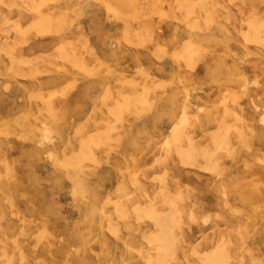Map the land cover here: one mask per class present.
Returning <instances> with one entry per match:
<instances>
[{"label":"rangeland","instance_id":"1","mask_svg":"<svg viewBox=\"0 0 264 264\" xmlns=\"http://www.w3.org/2000/svg\"><path fill=\"white\" fill-rule=\"evenodd\" d=\"M30 1L0 0V264H264V0Z\"/></svg>","mask_w":264,"mask_h":264},{"label":"bare ground","instance_id":"2","mask_svg":"<svg viewBox=\"0 0 264 264\" xmlns=\"http://www.w3.org/2000/svg\"><path fill=\"white\" fill-rule=\"evenodd\" d=\"M31 1H32V0H31ZM31 1H30V4H31ZM77 1H78V0H77ZM104 1H105V0H104ZM106 3H107V2H106ZM109 3H110V2H109ZM109 3H108V4H109ZM5 4H6V3H5ZM40 4H41V2H40ZM42 4H43V2H42ZM186 4H187V3H186ZM184 5H185V4H184ZM26 6H28V5L26 4ZM113 6H114V5H112V7H113ZM106 8H107V7H106ZM107 10H108V8H107ZM115 10H116V9H115ZM108 11H109V10H108ZM107 13H108V12H107ZM113 13H114V12H113ZM117 13H118V12H117ZM60 14H61V13H60ZM107 15H108V14H107ZM118 15H120V14H118ZM152 15H153V14H152ZM2 16H3V14H2ZM58 16H59V15H58ZM111 16H112V15H111ZM120 16H121V15H120ZM112 17H113V16H112ZM123 17H124V16H123ZM42 18H43V20H44V17H42ZM63 18H64V17H63ZM118 18H119V16H118ZM120 18H121V17H120ZM58 19L60 20V18H58ZM41 20H42V19H41ZM124 20H125V19H124ZM2 21L4 22V20H2ZM34 21H35V20H34ZM39 21H40V20H39ZM3 22H2V24H3ZM0 23H1V22H0ZM40 23H41V22H40ZM53 23H55V22H53ZM4 24H5V23H4ZM15 24L17 25V22H16ZM45 24H46V23H45ZM38 25H39V24H38ZM53 25H54V24H53ZM56 25H57V24H56ZM56 25H55V26H56ZM14 26H15V25H14ZM48 26H49V25H48ZM55 26H54V27H55ZM253 26H254V25H253ZM2 27H3V26H2ZM25 27H26V26H25ZM44 27H45V26H44ZM247 27H248V26H247ZM3 28H4V27H3ZM3 28L0 29V30H2V32H4V31H3ZM7 28L9 29V26H8ZM56 28H57V27H56ZM243 28H244V27H243ZM250 28H251V26H250ZM254 28H255V27H254ZM254 28L252 27V30L250 29L249 31H253ZM5 29H6V26H5ZM11 29H12V28H11ZM23 29H24V28H23ZM29 29H30V28H29ZM36 29H37V28H36ZM247 29H248V28H247ZM247 29L245 28V30H247ZM255 29H256V28H255ZM255 29H254V30H255ZM15 30H16V29H15ZM17 30H19V29H17ZM127 30H128V29H127ZM132 30H133V28H132ZM245 30H244V32H245ZM256 30L259 31V29H256ZM6 31H7V29H6ZM19 31H20V30H19ZM249 31H248V32H249ZM145 32H146V31H145ZM248 32H247V33H248ZM5 33H6V32H5ZM8 33H10V30H9ZM242 33H243V32H242ZM260 33H261V32H260ZM126 34H127V33H126ZM248 34H249V33H248ZM261 35H262V34H261ZM261 35H259V36L262 37L263 35H262V36H261ZM14 36L17 37L16 34H14ZM148 36H149V35H148ZM247 36H248V35H247ZM135 37H137V35H136ZM139 37H140V36H139ZM4 38H5V37H4ZM18 38H21V40H22V37H21V36H20V37L18 36ZM141 38H143V37L141 36ZM7 39H8V38H7ZM23 40H24V37H23ZM141 40H142V39H141ZM143 40H144V39H143ZM143 40H142V41H143ZM14 41H15V38H14ZM14 41H13V42H14ZM24 41H25V40H24ZM25 42L27 43V41H25ZM139 42H140V41H139ZM14 43L16 44V42H14ZM19 43H22V42L19 41ZM0 44H1V43H0ZM2 44H3V43H2ZM2 44H1V45H2ZM4 44H5V43H4ZM141 44H142V43H141ZM1 45H0V47H2V48L5 46V45H4V46H3V45L1 46ZM8 45H10V44H8ZM8 45H7V46H8ZM19 45H20V44H19ZM3 49H5V48H3ZM5 53H6V52H5ZM176 53H177V52H176ZM185 53H186V51H185ZM234 53H235V52H234ZM183 54H184V53H183ZM66 55H67V54H66ZM72 55H73V54H72ZM187 55H188V54H187ZM38 56H39V55H38ZM56 56H57V55H56ZM184 56H185V55H184ZM58 57H59V56H58ZM9 59H10V58H9ZM242 59H243V58H241V59H239V60H242ZM72 61H73V60H72ZM15 62H16V61H15ZM17 62H18V61H17ZM17 62H16V63H17ZM23 62H24V61H23ZM29 62H30V61H29ZM31 62H32V61H31ZM76 62H77V61H76ZM18 63H19V62H18ZM18 63H17V64H18ZM10 64H11V63H10ZM8 67H9V66H8ZM19 67H20V66H19ZM19 67H18V68H19ZM192 67H194V65H193ZM7 69L9 70V68H7ZM35 70H36V69H35ZM200 70H201V69H200ZM42 72H46V71L44 70V71H42ZM82 72H83V71H82ZM82 72H81V73H82ZM18 74H19V73H18ZM34 74H35V73H34ZM247 81H248V80H246V82H247ZM243 85H244V84H243ZM252 85H253V84H252ZM257 85H258V84H257ZM257 85H256V86H257ZM148 89H149V88H148ZM142 92H143V91H142ZM30 95H31V94H30ZM138 96H139V94H138ZM141 96H142V95H141ZM38 97H39V96H38ZM36 98H37V97H36ZM136 98H137V97H135V99H136ZM129 99H130V98H129ZM137 100H138V98H137ZM137 100H135V101H137ZM48 101H49V100H48ZM130 101H131V99H130ZM231 101H232V100H231ZM46 102H47V101H46ZM139 102H140V101H139ZM142 102H143V101H142ZM142 102H141V103H142ZM49 103H50V102H49ZM123 103H124V101H123ZM47 104H48V103H47ZM116 104H117V103H116ZM131 104H132V102H131ZM149 104H150V103H149ZM132 105H133V104H132ZM41 106H42V105H41ZM256 106H257V105H256ZM36 107H37V106H36ZM46 108H47V107H46ZM37 109L41 110L40 107H37ZM127 109H128V107H127ZM44 110H45V109H44ZM46 110H48V109H46ZM46 110H45V111H46ZM50 110H51V109H50ZM112 110H113V107H112ZM120 110H121V109H120ZM134 110H135V109H134ZM42 111H43V110H41V112H42ZM116 111H118V113L120 112L119 110H116ZM182 111H183V110H182ZM37 112H38V111H37ZM39 112H40V111H39ZM114 112H115V109H114L113 113H114ZM48 113H49V112H48ZM113 113H112V115H113ZM115 113H117V112H115ZM115 113H114V116H115ZM118 113H117V114H118ZM37 114H38V113H37ZM180 114H181V113H180ZM119 115H120V114H119ZM139 115H140V114H139ZM21 116H22V115H20V117H21ZM117 116H118V115H117ZM117 116H116V118H117ZM236 116H237V114H236ZM118 117H119V116H118ZM22 118H23V116L21 117V121H22ZM24 118H25V117H24ZM116 118L113 120L114 123H115V120H116V122H117V119H118V118H117V119H116ZM184 118H185V117H184ZM118 120H119V119H118ZM238 120H239V118H238ZM238 120H237V121H238ZM19 121H20V120L17 121L18 124L20 123ZM36 121H37V120H36ZM43 122H44V121H43ZM113 122H112V123H113ZM262 122H263V121H262ZM21 123H23V122H21ZM21 123H20V124H21ZM45 124H46V123H45ZM82 124H83V123H82ZM182 124H183V123H182ZM2 125H3V124H1L0 127H2ZM80 125H81V124H80ZM23 126H24V125H23ZM109 126H110V125H109ZM221 126H223V125L221 124ZM226 126H227V125H226ZM110 127H111V126H110ZM223 127H224V126H223ZM223 127H222V128H223ZM230 127H231V126H230ZM106 128H108L109 131H110L111 129L114 128V126H113V128H111V129H110L109 127H107V126H106ZM118 128H119V127H118ZM104 129H105V128H104ZM228 129H229V128H228ZM38 130H39V128H38ZM45 130H47V128H45ZM99 130H100V129H99ZM105 130H106V129H105ZM114 130H115V129H114ZM50 131H51V130H50ZM106 131H107V130H106ZM106 131L102 132V134H103V133H107ZM216 131H217V130H216ZM41 132H42V131H41ZM223 132H225L224 129H223ZM39 133H40V131H39ZM43 133H44V132H43ZM43 133H42V134H43ZM213 133H214V132H213ZM213 133H212V134H213ZM40 134H41V133H40ZM42 134H41V135H42ZM46 134H48V132H47ZM46 134H43V135H46ZM179 134H180V133H179ZM95 135H96V134H95ZM98 135H99V134H98ZM98 135H97V136H98ZM103 135H104V134H103ZM103 135H102V136H103ZM187 135H188V134H187ZM213 135H215V134H213ZM48 136H49L48 139H49V138L51 139L50 135H48ZM52 136H53V135H52ZM93 136H94V135H93ZM97 136H94L93 138L96 137V140H97V138H98ZM221 136H223V135H221ZM100 137H101V135H100ZM107 137H108V136H106V137L104 136L103 139L100 138V140H104V138H107ZM187 137H188V136H187ZM43 138H44V137L42 136V139H43ZM109 138H110V136H109ZM220 138H221V137H220ZM23 139H24V138H23ZM52 139H53V138H52ZM174 140H175V139H174ZM191 140H192V139H191ZM48 141H49V140H48ZM89 141H90V140H89ZM89 141H88V142H89ZM98 141H99V140L94 141V143H97ZM88 142H86L85 147H84V148H85L84 150H86V147H87L86 145H88V144H87ZM224 142H225V141H224ZM42 143H43V142H42ZM189 143H190V142H189ZM189 143H188V144H189ZM218 143H219V141H218ZM222 144H223V143H222ZM64 145H65V144H64ZM166 146H169V145H165V147H166ZM179 146H181V145H179ZM187 146H188V145H187ZM190 146H191V145H190ZM88 147H89V146H88ZM191 147H192V146H191ZM193 147H194V146H193ZM89 148H90V147H89ZM89 148H87V150H90ZM166 148H167V147H166ZM169 148H170V147H169ZM171 149H172V148H171ZM194 149H195V148H194ZM194 149H192V150L195 151V153H196V150H194ZM182 150H183V149H182ZM185 150H186V148H185ZM185 150H184V151H185ZM62 151H63V150H62ZM168 151H169V150H168ZM180 151H181V150H180ZM180 151H177V153H179ZM186 151H187V150H186ZM186 151H185V152H186ZM219 151H220V150H219ZM52 152H53V151H52ZM181 152H182V151H181ZM216 152H217V151H216ZM85 153L87 154V152H85ZM88 153H91V150H90V152L88 151ZM189 153H190V152H189ZM212 153H213V152H212ZM228 153H229V149H228ZM70 154H71V153H69V155H66L65 157L68 158V156H70V158L72 157V158L75 160V162H76V159H75L76 155H73V156H72V155H70ZM73 154H75V153H73ZM86 154H85V155H86ZM182 154H183V153H182ZM186 154H187V152H186ZM213 154H214V153H213ZM92 155H93V153H92ZM177 155H179V154H177ZM195 155H196V154H194V157H193L194 160L196 159V158H195V157H196ZM226 155H227V153H226ZM82 156H83V155H82ZM82 156H81V157H82ZM180 156H181V155H180ZM184 156H185V155H184ZM184 156H183V157H184ZM190 156H191V155H190ZM206 156H207V155H206ZM206 156H205V157H206ZM208 156H209V155H208ZM228 156H229V155H228ZM205 157H204V158H205ZM188 158H189V157H188ZM188 158H187V159H188ZM190 158H191V157H190ZM190 158H189V159H190ZM193 158H191V159H193ZM204 158H202V159H204ZM211 158H212V157H211ZM225 158H227V157L225 156ZM79 159H80V158H79ZM79 159H77V160H79ZM91 159H92V158H91ZM179 159H180V161H182V159H184V158H182V156H181ZM205 159H206V158H205ZM207 159H208V158H207ZM65 160H67V159H65ZM65 160H64V161H65ZM74 160H73V161H74ZM184 160H185V159H184ZM184 160H183V161H184ZM213 160H214V159H213ZM67 161H69V160H67ZM71 162H72V159H71ZM71 162H70V164H71ZM186 162H187V160H186ZM188 162H189V160H188ZM190 162H193V161H190ZM205 163H207V162H205ZM217 163H218V162H217ZM182 164H183V163H182ZM186 164H187V163H186ZM193 164H194V163H192V165H193ZM73 165H74V164H73ZM200 165H201V164H200ZM202 165H204V163H203ZM213 165H214V163H213ZM210 166H211V165H210ZM199 167H202V166H199ZM216 167H217V166H216ZM69 168H70V167H69ZM203 168H204V166H203ZM217 168H218V167H217ZM219 168H220V167H219ZM205 169L207 170V169H209V167H206V166H205ZM214 169H215V168H214ZM216 170H217V169H216ZM165 171H166V170H165ZM208 171H210V170H208ZM84 173H85V172H84ZM166 173L168 174V170L166 171ZM166 173H165V174H166ZM217 173H218V171H217ZM50 174H51V171H50ZM48 175H49V174H48ZM163 175H164V174H163ZM163 175H162V176H163ZM218 175H220V174L218 173L217 176H218ZM41 176H42V175H41ZM44 176H45V175H44ZM46 176H47V175H46ZM84 176H86V175H84ZM159 177H160V176H159ZM159 177H158V179H159ZM165 177H166V176H164L163 178H165ZM37 178H38V177H37ZM39 178H40V177H39ZM41 178H42V177H41ZM50 178H51V177H50ZM163 178L160 177V179H162V180H163ZM45 179H46V178H45ZM153 179H154V177H153ZM155 179H156V178H155ZM53 180H54V179H53ZM165 180H167V178H166ZM43 181H44V178H43ZM163 181H164V180H163ZM47 182H48V181H47ZM164 182H165V181H164ZM166 182H167V181H166ZM166 182H165V184H166ZM56 183H57V182H56ZM40 184H41V183H40ZM54 184H55V183H54ZM58 184H59V182H58ZM133 184H134V183H133ZM165 184H164L163 186H165ZM50 185H52V184H50ZM60 185L63 186V184H60ZM64 185H65V184H64ZM57 186H58V185H57ZM68 186H69V185H68ZM54 187H55V186H54ZM54 187H53V188H54ZM65 187H66V186H65ZM65 187H64V189H65ZM139 187H140V186H139ZM48 188H49V187H48ZM56 188H57V187H56ZM70 188H71V187H70ZM70 188H69V189H70ZM164 188H165V187H164ZM50 189H52V187H51ZM67 189H68V188H67ZM160 189H161V188H160ZM162 189H163V188H162ZM54 190H55V189H54ZM55 191H57V190H55ZM63 191H64V190H63ZM22 192H23V191H22ZM59 192H60V191H59ZM69 192H70V191H69ZM170 192H171V191H170ZM62 193H63V192H62ZM20 194H21V193H20ZM54 194H55V193H54ZM57 194H58V193H57ZM60 194H61V193H60ZM69 195H72V194H69ZM155 195H156V194H155ZM158 195H159V193H158ZM186 195H187V194H186ZM154 197H155V196H154ZM69 198H71V197H69ZM73 198H74V197H73ZM189 198H190V197H189ZM175 199H176V198H175ZM54 201H55V200H54ZM56 201H57V200H56ZM58 201H60V200H58ZM66 201H67V200H66ZM69 201H70V200H69ZM74 201H75V200H74ZM165 201H166V200H165ZM169 201H170V200H169ZM173 201H174V200H173ZM162 202H163V201H162ZM108 203L110 204L109 201H108ZM58 204H60V202H58ZM106 204H107V203H106ZM112 204H113V202H112ZM172 204H173V202H172ZM172 204H171L172 207L175 206V205H177V204H175V205H174V204L172 205ZM60 205H61V204H60ZM60 205H59V206H60ZM62 205H63V204H62ZM66 205H67V204H65V206H66ZM68 205H71V204L68 203ZM168 205L170 206V202L168 203ZM260 205L262 206V204H260ZM75 206H76V205H75ZM75 206H74V207H75ZM110 206H111V205H110ZM137 206H139V205H137ZM62 207H63V206H62ZM58 208H59V207H58ZM149 208H150V207H149ZM174 208H176V207H174ZM168 209H170V208H168ZM59 210H60V209H59ZM71 210H72V209H71ZM71 210H70V211H71ZM77 210H79V209L77 208ZM166 211H167V209H166ZM171 211H172V209H171ZM171 211H170V212H171ZM190 211H191V210H190ZM65 212H66V211H65ZM76 212H77V211H76ZM121 212H122V211H121ZM154 212H155V211H154ZM154 212H153V213H154ZM61 213H62V211H61ZM69 213H70V212H69ZM77 213H78V212H77ZM149 213H150V212H149ZM160 213H161V212H160ZM165 213L167 214V212H165ZM180 213H181V212H180ZM62 214H63V213H62ZM66 214H67V213H66ZM75 214H76V213H75ZM140 214L142 215V212H141ZM189 214H191V213H189ZM63 215H64V214H63ZM157 215H158V214H157ZM20 216H21V215H20ZM70 216H71V215H70ZM117 216H118V215H117ZM160 216H161V215H160ZM170 216H171V215H170ZM190 216H191V215H190ZM208 216H209V215H208ZM214 216H215V215H214ZM216 216H217V215H216ZM65 217H66V216H65ZM73 217H74V216H73ZM78 217H79V216H78ZM118 217H119V216H118ZM161 217H163V216H161ZM30 218H31V217H30ZM66 218H67V217H66ZM163 218H164V217H163ZM168 218H169V217H168ZM179 218H181V217H178V219H179ZM62 219H63V217H62ZM68 219H69V218H68ZM72 219H73V218H72ZM172 219H174V218H172ZM208 219H209V217H208ZM74 220H75V219H74ZM158 220H159V215H158ZM69 221H70V220H69ZM164 221H165V220H164ZM164 221H163V222H164ZM179 221H180V219H179ZM167 222H168V221H167ZM181 222H182V221H181ZM181 222H179V223H181ZM203 222H206V221L203 220ZM68 223H69V222H68ZM165 223H166V222H165ZM177 223H178V222H177ZM65 224H66V223H65ZM154 224H156V223H154ZM67 225H68V224H67ZM156 225H157V224H156ZM159 225H160V224H159ZM161 226H162V225H161ZM163 227H164V225H163ZM68 229H69V227H68ZM66 230H67V229H66ZM108 230H109V229H108ZM72 233H73V232H72ZM182 233H183V232H182ZM170 236L172 237V235H169V238H171ZM39 237H40V236H39ZM39 237H38V238H39ZM59 238H60V237H59ZM154 238H155V237H154ZM34 239H35V238H34ZM40 239H41V238H40ZM40 239H39V240H40ZM157 239H158V238H157ZM172 239H173V237H172ZM37 240H38V239H37ZM174 240H175V239H174ZM174 240H172V241H174ZM242 241H243V239H242ZM36 242H37V241H36ZM36 242H35V243H36ZM171 246H172V244H171ZM171 246H170V247H171ZM79 247H80V246H79ZM170 247H169V249H170ZM174 247H176V246H174ZM47 250H48V248H47ZM167 251H168V250H167ZM190 251H191V250H190ZM218 252H219V253H218ZM221 252H222V251H221ZM247 252H248V251H247ZM165 253H166V252H165ZM168 253H169V251H168ZM173 253H174V252H173ZM1 254H3V253H1ZM169 254H172V252H170ZM218 254H220V251H217V255H218ZM225 254H226V253H225ZM172 255H173V254H172ZM211 255H212V254H211ZM12 256H13V255H12ZM170 256H171V255H170ZM198 256H199V255H198ZM201 256H202V255H201ZM250 256H251V255H250ZM1 257H2V256H1ZM172 257H173V256H172ZM202 257H203V256H202ZM215 257H216V256H215ZM215 257H213V258L215 259ZM218 257H219V256H218ZM220 258H221V257H220ZM166 259H167V256H166ZM170 259H171V258H170ZM187 259H188V258H187ZM199 259H201V258L199 257ZM203 259H204V258H203ZM222 259H223V257H222ZM253 259H254V258H253ZM255 259H256V258H255ZM163 260H164V259H163ZM218 260H219V259H218ZM6 261H7V260H6ZM10 261H11V260H10ZM38 261H39V260H38ZM210 261L212 262V260H210ZM213 261H215V260H213ZM68 262H69V261H68ZM160 262H161V261H160ZM162 262L164 263V261H162ZM217 262H218V261H217ZM217 262H216V264H219V263H217ZM223 262H224V261H223ZM223 262H222V264H223ZM209 263H210V262H209ZM209 263H208V264H209ZM214 263H215V262H214ZM214 263H212V264H214ZM220 263H221V262H220ZM3 264H4V263H3ZM61 264H62V263H61ZM206 264H207V263H206Z\"/></svg>","mask_w":264,"mask_h":264}]
</instances>
